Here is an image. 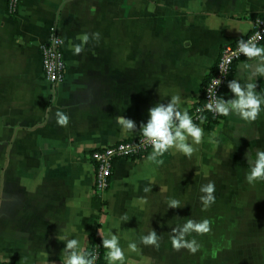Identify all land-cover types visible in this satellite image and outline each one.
I'll list each match as a JSON object with an SVG mask.
<instances>
[{"label": "crops", "instance_id": "obj_1", "mask_svg": "<svg viewBox=\"0 0 264 264\" xmlns=\"http://www.w3.org/2000/svg\"><path fill=\"white\" fill-rule=\"evenodd\" d=\"M6 4L0 0V264H64L66 239L85 251L93 236L109 233L120 238L124 264H195V254L172 247L173 228L212 221L217 211L221 220L217 207L264 200V180H246L245 157L264 150V105L254 122L235 114L210 128L195 122L204 136L190 158L170 149L159 164L148 159L152 148L137 161H117L102 200L93 196L89 159L93 149L140 132H125L117 116L139 127L150 107L177 94L189 112L220 48L250 30L264 0H19L14 15ZM52 25L66 64L56 86L44 77L40 52ZM85 33L90 40L76 55ZM256 62L237 61L230 80L244 83ZM252 82L264 93V76ZM57 110L69 116L67 126L57 124ZM209 182L215 202L205 209L200 189ZM171 199L181 208H169ZM153 229L158 248L141 242Z\"/></svg>", "mask_w": 264, "mask_h": 264}, {"label": "clouds", "instance_id": "obj_2", "mask_svg": "<svg viewBox=\"0 0 264 264\" xmlns=\"http://www.w3.org/2000/svg\"><path fill=\"white\" fill-rule=\"evenodd\" d=\"M81 41L80 44L73 46L74 54L79 55L85 45L90 40L89 34L85 33L77 37ZM91 39L99 41L100 34L98 32L91 34ZM240 53L250 60L257 61L252 66V73L244 83L238 79H232L228 82V88L233 94V98L224 99L212 93V99L207 104V109L220 116H229L232 114L238 115L246 122H254L264 105V93L258 92L257 83L252 82L253 77L264 76V47L258 46L255 38L248 40L240 39L238 41ZM220 81L216 82V86ZM181 97L177 95L171 96L167 103H156L148 110L147 122H141L137 127L136 121L125 116H117V122L122 126L125 132H135L139 130L142 136L152 145L153 152L148 157L149 160L159 164H163L162 157L164 153L170 149H175L183 153L187 157H191L196 151L194 145H199L203 141V129L193 121L189 112L181 109ZM57 124L64 127L69 123V116L65 112L57 110ZM198 119L203 123L206 117L200 116ZM191 138L192 143H189ZM245 157L250 166V172L246 175V180L249 184H254L256 181L264 180V150H257L255 158L250 155V152L245 153ZM145 192L150 191L149 188L144 189ZM200 191L204 193L201 196V201L207 209L215 202V185L209 182L201 187ZM146 203V201H143ZM169 208L177 209L180 207V201L171 199ZM211 231V221L203 219L202 221L187 220L183 225H177L172 229L171 243L176 251L187 249L190 253L195 254L201 247L195 238L189 240L186 237L191 233L203 235ZM160 237L153 229L148 235L141 237V242L146 246L159 247ZM102 245L108 251L106 259L109 264H124L125 253L120 245L118 235L109 233V236L102 239ZM130 251H138L135 242L129 243ZM65 260L64 264H95L96 256L92 253L85 252L78 239H66L63 249Z\"/></svg>", "mask_w": 264, "mask_h": 264}, {"label": "built area", "instance_id": "obj_3", "mask_svg": "<svg viewBox=\"0 0 264 264\" xmlns=\"http://www.w3.org/2000/svg\"><path fill=\"white\" fill-rule=\"evenodd\" d=\"M6 8L9 14H16L19 0H7ZM249 38H255L258 46L264 45V14L253 18L250 30L240 39L248 40ZM240 39L220 48L217 59L201 84L199 97L189 109V115L192 116L194 122H201L198 119L200 116L206 117L203 123L212 126L215 125L213 120H220V115L209 111L207 104L213 98L212 93L221 97V90L230 79L235 63L245 57L238 48ZM62 48L63 40L57 33L56 26L52 25L46 40L40 45V52L44 77L54 86L58 85L66 74ZM217 81H220L218 86H216ZM151 149L152 145L142 136L141 132L93 149L89 154L93 166V196L102 200L109 188L117 161L121 159L137 161ZM100 248L99 240L93 236L85 252L96 256L95 264L100 261Z\"/></svg>", "mask_w": 264, "mask_h": 264}, {"label": "rangeland", "instance_id": "obj_4", "mask_svg": "<svg viewBox=\"0 0 264 264\" xmlns=\"http://www.w3.org/2000/svg\"><path fill=\"white\" fill-rule=\"evenodd\" d=\"M218 208L223 213L221 220H215L217 211L211 231L196 233L201 247L195 253V264H264V200L257 205Z\"/></svg>", "mask_w": 264, "mask_h": 264}, {"label": "trees", "instance_id": "obj_5", "mask_svg": "<svg viewBox=\"0 0 264 264\" xmlns=\"http://www.w3.org/2000/svg\"><path fill=\"white\" fill-rule=\"evenodd\" d=\"M230 80V79H229ZM229 80L225 83V85L223 86V88H222V90H221V93H220V96L221 97H223L224 99H226L227 98V95H228V93H229V88H228V82H229ZM222 117L223 116H220V120L222 119ZM219 119H215V120H213L214 121V123L216 124L217 122H219L220 121ZM205 127L206 128H210V127H212V125H210V124H205ZM96 198V197H95ZM97 200H98V198H96ZM99 240V243L101 244V248H100V261H99V263L98 264H104V262H105V257H104V249H103V245H102V241H101V239H98ZM87 249V248H86ZM86 249H85V251H86Z\"/></svg>", "mask_w": 264, "mask_h": 264}]
</instances>
